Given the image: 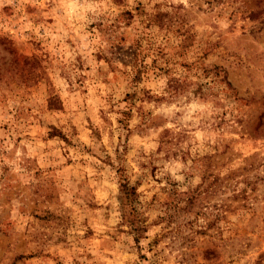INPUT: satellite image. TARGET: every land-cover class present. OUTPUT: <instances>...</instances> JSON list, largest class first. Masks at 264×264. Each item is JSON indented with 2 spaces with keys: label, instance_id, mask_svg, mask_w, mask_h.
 Returning a JSON list of instances; mask_svg holds the SVG:
<instances>
[{
  "label": "rangeland",
  "instance_id": "rangeland-1",
  "mask_svg": "<svg viewBox=\"0 0 264 264\" xmlns=\"http://www.w3.org/2000/svg\"><path fill=\"white\" fill-rule=\"evenodd\" d=\"M0 264H264V0H0Z\"/></svg>",
  "mask_w": 264,
  "mask_h": 264
},
{
  "label": "trees",
  "instance_id": "trees-1",
  "mask_svg": "<svg viewBox=\"0 0 264 264\" xmlns=\"http://www.w3.org/2000/svg\"><path fill=\"white\" fill-rule=\"evenodd\" d=\"M196 201V196L191 195ZM117 200L121 221L128 227V231L137 238L145 230L142 217L137 208V192L135 185H130L124 178L118 183ZM188 200V199H187ZM191 202V201H186Z\"/></svg>",
  "mask_w": 264,
  "mask_h": 264
}]
</instances>
